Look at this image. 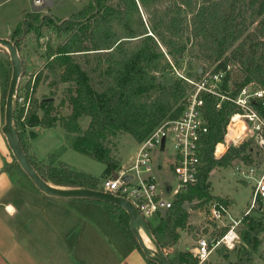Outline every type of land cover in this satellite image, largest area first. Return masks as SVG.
I'll use <instances>...</instances> for the list:
<instances>
[{
    "label": "trees",
    "instance_id": "trees-1",
    "mask_svg": "<svg viewBox=\"0 0 264 264\" xmlns=\"http://www.w3.org/2000/svg\"><path fill=\"white\" fill-rule=\"evenodd\" d=\"M108 1L114 2L113 6L107 5ZM38 15L35 12L28 14L12 32L11 41L19 52L20 43L29 34L39 40L47 24L54 25L57 31L69 33L56 49L48 47L47 58H52L50 62L61 69L60 82L72 85L67 88V99L60 102V106L68 105L71 114L60 118L52 100L43 99L34 102L23 122L14 109V125L31 166L43 181L54 187L103 191V177L119 166L105 144L109 136L129 134L140 143L164 121L180 115L186 102L183 99L192 86L181 79L169 86L156 81L172 70L174 62L183 58L188 32L199 39V53L213 71L225 72L222 87L226 90L230 85L232 96L249 83L264 88V0H92L89 7L62 21L48 15L38 21ZM93 54L98 55L95 66L90 65ZM80 58L91 72L100 71L107 81L102 92L89 84L88 72ZM229 65L231 69L226 70ZM11 74L8 56L5 65L0 61L3 121ZM199 95L203 100L202 113L208 132L203 137V166H200L197 182L174 198L172 208L155 226L152 221H146L162 249L177 246V229L186 228L188 213L183 208L184 203L205 198L211 200L207 193L208 177L214 168H226L235 160L246 164L252 162L246 154L250 149L249 141L230 147L223 156L214 158L215 147L223 142L226 126L237 109L231 102H223L216 108L215 97ZM84 117L89 118V124L82 131L79 120ZM58 124L65 130V144L49 153L45 160H38L30 152L29 141L35 134L26 135L25 129L38 126L50 129ZM67 148L103 163L106 167L104 175L85 174L62 162L60 157ZM14 164L27 177L15 159ZM28 181L40 192L29 178ZM81 200L104 203L95 199ZM216 200L226 204L221 198L216 197ZM112 207V220L143 255L130 230L128 214ZM260 215L259 218H243L246 230L241 233V240L245 250L235 264H250L260 247L258 235L264 231V214ZM167 257L170 264H197L190 252H174ZM146 262L156 264L147 259Z\"/></svg>",
    "mask_w": 264,
    "mask_h": 264
},
{
    "label": "rangeland",
    "instance_id": "rangeland-1",
    "mask_svg": "<svg viewBox=\"0 0 264 264\" xmlns=\"http://www.w3.org/2000/svg\"><path fill=\"white\" fill-rule=\"evenodd\" d=\"M113 3L114 2L108 1L106 4L113 6ZM91 4L92 0H55L54 4L47 9L46 13L48 14V16L56 18L58 21H62L61 19H68L73 14L81 12ZM13 7H23L26 10H31V0H11L9 3H6V5L0 6V14L3 12H9V10ZM42 16L45 15H43L42 12H39V15L36 19L40 21L42 19ZM252 28L253 27H250V29ZM68 36L69 33L57 31L54 28V25L47 24L44 26V31L42 33V37L40 38L41 40H36L34 38L32 39V41H30V43H25L26 41L21 42L19 47L20 51L18 52L20 60L21 58L24 59V63H22V65L25 64L26 70V73H24L22 67V77L20 79L23 80L25 76H29V74L27 73L29 71L35 72L37 70H40V75L44 77L43 82L45 84L44 87L39 88V92L37 91L38 88H35V101L52 99L54 106L58 107L60 118H67L71 114V110L68 105L64 104L63 106H60V102L67 99V88L72 85L63 84L60 82L61 69H59L51 62L48 64L47 54L46 57H44L42 54L47 53L48 47L56 49L58 45H60ZM185 38L186 50L184 52L183 58L173 63L171 71L158 78L159 83L164 86H169V84L173 83L176 79H180L181 76L186 77L192 81H196L200 77L204 76L205 73L213 70V67L209 66V64L204 61L203 57L199 53V39L192 37L189 32L186 33ZM41 47V53H39V50H35L40 49ZM0 50V61L5 65L8 60V56L6 55L7 53L5 49H2L0 47ZM97 58V54L90 55V65L95 66ZM79 61L80 63H82L83 68L88 72L89 84L91 85V87L98 92H102L105 89V84L107 81L100 74V71L91 72L89 66L84 65L83 58H80ZM200 69H202L201 73L198 72ZM101 70H103V67ZM196 72H198V76L196 75ZM194 89V86H192L191 88L189 87L183 100L187 102L188 97L194 92ZM38 113L39 116L42 115V112ZM88 124L89 118L87 117L79 120V127L82 131L87 129ZM56 127H60L61 129H54V127L48 129L47 131H42V133H40L39 135L38 140H36V149L39 151L41 157H44L42 155V151L47 147V145L58 143L59 140H61L63 131L65 140V130L59 124ZM249 143L250 149L246 152V154L250 155L252 160L250 165L252 168H254L256 173L255 175L258 176L264 172V152L259 149L253 142L249 141ZM105 144L110 148L111 154L119 162V166L116 168V170H114V172L127 170L129 168L128 166H130V164L133 162L135 155L139 149V143L131 135L124 133H118L115 136H109L106 139ZM240 144L242 143L236 142L231 147H237ZM166 148L168 150L164 155L158 153L157 151H154L152 153V170L149 174L154 175L159 188L162 189L163 186L170 185L174 189L176 188L177 182L172 174V166L170 165V163L173 161L174 150L169 138L166 140ZM73 156H75L74 159L66 160L68 161V163H70V167L76 169L77 171L83 172L85 174H90L95 177H101L104 175L106 167L103 163L82 154H74ZM244 163V161L235 160L231 163L230 166L226 168H214L210 172L208 177L209 187L207 188V193L211 195V200H206L205 198L204 200H194L191 203H184V206H186L185 208L188 213V218L186 228L181 229L178 234L180 235L181 239L180 244H182L181 246L184 248L192 246L194 241H196L199 236L204 235L206 238L210 237L208 233L202 234V228L207 226V229H210L212 231L211 237H214L216 235L220 236L223 234L224 230L231 222L229 220H224L222 223L215 224L211 220H208L210 203H220V201L216 200V197L222 198V200L226 202L230 213H233L232 215L235 217H233L234 220H241V222L236 226L239 240L237 241L235 247L232 250L221 247L220 249L214 251L209 258L210 262H217L218 260H220L225 262H219L218 264H235L238 261V257H240L245 250V245L241 240V233L246 230V226L243 223V218L246 217L244 213L248 210L252 200L253 182L246 183L235 174L236 167L242 166ZM201 165L203 166L202 162ZM149 174H143L141 176L144 177L148 176ZM109 176H111V174L105 178L103 177L101 182H103L104 179L108 178ZM260 213L264 214V200L259 201L257 209L253 210L249 216L259 218L261 216ZM151 221L153 226H155L159 222V220L155 219L150 220V222ZM188 225L189 228L187 227ZM223 225L227 226L223 227ZM258 238L261 240V245L253 254L250 264H264V231L258 235ZM149 244L152 247L151 243ZM162 250L167 256L168 254L177 252L176 250L172 252L171 248Z\"/></svg>",
    "mask_w": 264,
    "mask_h": 264
},
{
    "label": "crops",
    "instance_id": "crops-1",
    "mask_svg": "<svg viewBox=\"0 0 264 264\" xmlns=\"http://www.w3.org/2000/svg\"><path fill=\"white\" fill-rule=\"evenodd\" d=\"M10 1L0 0V6ZM32 7L31 0V10L13 7L9 12L1 13L0 38L11 40L12 32L32 12ZM47 9L42 11L43 15H48ZM32 39L34 37L29 34L23 42L30 43ZM35 50L41 53L42 47ZM46 54L42 55L46 57ZM51 59H48V64ZM21 61L24 63V59L21 58ZM22 67L26 73L25 64ZM27 73L29 76L25 78L35 76L39 92V88L45 84L40 70ZM3 124L0 90V264H147L145 257L126 238L118 223L112 220L114 210L110 204L51 198L33 189L28 178L14 164L13 155L2 133ZM57 128L60 127L54 129ZM47 130L40 126L25 129L26 135L35 134L34 139L29 141L30 152L38 160H45L49 153L65 144L63 131L61 140L47 145L42 151L44 157H41L35 143L40 133ZM74 154L82 153L67 148L60 160L71 166L66 160L74 159ZM113 173L116 172L110 174ZM160 217L161 214L152 220H159ZM177 231L179 234L181 229ZM207 231L211 230L206 226L201 232L206 234ZM180 240L179 235L178 244L171 248L172 252L191 253L196 241L192 246L184 248ZM209 258L205 264L225 262H210Z\"/></svg>",
    "mask_w": 264,
    "mask_h": 264
},
{
    "label": "built area",
    "instance_id": "built-area-1",
    "mask_svg": "<svg viewBox=\"0 0 264 264\" xmlns=\"http://www.w3.org/2000/svg\"><path fill=\"white\" fill-rule=\"evenodd\" d=\"M42 0H32L34 6H38ZM227 66L226 70H230ZM224 71L214 72L211 70L205 73L196 81H192L181 76V80L195 87L190 94L180 115L173 120H166L156 127L142 142L133 162L124 171L116 172L117 178L112 174L102 182L104 191L121 196L128 200L140 216L145 221H150L160 216V212H168L173 206L174 198L184 193L188 186L196 184L202 162L203 137L208 132L207 123L202 113L203 100L200 93L215 97L216 108L223 102H231L236 106L237 112L232 115L226 126V133L222 143L216 145L214 157L220 158L236 142H253L264 152V88L254 83H249L241 87L234 96L230 90V85L225 90L223 86ZM35 76L19 80L16 94L14 97V109L20 114V122H23L28 111L35 102ZM240 123L242 131L235 139L228 138L231 126ZM170 139L174 154L172 174L177 182L176 188L163 186L158 187L152 170V153L157 151L166 154V140ZM221 145L223 152H217V146ZM143 174H149L142 177ZM235 174L246 183L253 182L252 200L248 210L244 213L249 216L257 209L259 201L264 200V172L256 176L254 168L250 164L244 163L237 166ZM125 177H130L124 180ZM169 196V197H167ZM244 216V217H245ZM215 224L222 223L224 220L231 221L222 235L211 237L212 231H207L209 238L204 235L199 236L191 250L192 257L197 263H204L208 260L212 252L225 247L232 250L239 236L236 226L241 220H234L223 202H211L209 217Z\"/></svg>",
    "mask_w": 264,
    "mask_h": 264
},
{
    "label": "water",
    "instance_id": "water-1",
    "mask_svg": "<svg viewBox=\"0 0 264 264\" xmlns=\"http://www.w3.org/2000/svg\"><path fill=\"white\" fill-rule=\"evenodd\" d=\"M53 3L54 0H42V3L40 5H33L32 12H42L43 10L50 8ZM0 47L5 49L8 53L12 67L11 80L9 83L4 107V124L2 127V133L6 138L13 158L16 160L20 168L25 172L27 177L33 182L38 190L46 196L62 199H95L124 210L129 216L130 230L135 235L139 247L141 248L145 258L156 264H170L167 255L163 252L160 245L150 233L146 221L140 216V214L128 200L106 191H95L85 188L64 189L54 187L43 181L41 177L36 173L21 147L14 125V97L19 80L22 77V63L18 55L17 48L11 40L0 38ZM198 72L201 73L202 69H200ZM158 82L159 80L157 79L156 83ZM113 175L116 179L117 174L113 173ZM128 179H130V177L124 178V180ZM185 207L186 206H184L183 208L186 210ZM160 214L161 217H164L167 212L163 210L160 212ZM140 231H143L145 233L152 247H148L145 244Z\"/></svg>",
    "mask_w": 264,
    "mask_h": 264
},
{
    "label": "bare ground",
    "instance_id": "bare-ground-1",
    "mask_svg": "<svg viewBox=\"0 0 264 264\" xmlns=\"http://www.w3.org/2000/svg\"><path fill=\"white\" fill-rule=\"evenodd\" d=\"M229 131H230V133H229L228 138H231V139H232V138H236V137H238L239 134L241 133V131H242V126H241L240 123H238V124H236V125L231 126L230 129H229ZM219 149H220V150H219ZM222 149H223V148H222L221 145H218V146H217V152H222V151H223ZM140 233H141V235H142V238H143L145 244H146L148 247H151L150 244H149L150 241H149L148 237L145 235V233H144L143 231H140ZM143 236L147 239V241H148L149 243L146 241V239H145Z\"/></svg>",
    "mask_w": 264,
    "mask_h": 264
}]
</instances>
